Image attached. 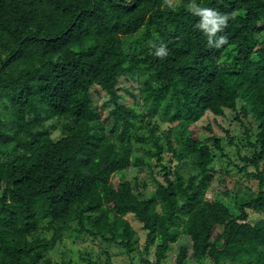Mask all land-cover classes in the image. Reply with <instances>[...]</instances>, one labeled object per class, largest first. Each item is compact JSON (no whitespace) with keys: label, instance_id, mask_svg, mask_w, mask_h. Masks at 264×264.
Masks as SVG:
<instances>
[{"label":"trees","instance_id":"1","mask_svg":"<svg viewBox=\"0 0 264 264\" xmlns=\"http://www.w3.org/2000/svg\"><path fill=\"white\" fill-rule=\"evenodd\" d=\"M193 5L225 24L209 36ZM126 95L143 102V115ZM225 111L250 151L240 170L258 182L236 217L205 198L214 152L224 147L211 126L201 140L195 125ZM154 115L176 122L161 133L172 172L157 126L132 135ZM132 140L149 142L146 153L163 171L150 193L124 178L136 164L154 170L142 157L133 162ZM249 209L264 216V0H0V264H81L51 257L69 230L134 264L138 235L128 216L156 264L173 245L174 264H264V217L249 224Z\"/></svg>","mask_w":264,"mask_h":264},{"label":"rangeland","instance_id":"2","mask_svg":"<svg viewBox=\"0 0 264 264\" xmlns=\"http://www.w3.org/2000/svg\"><path fill=\"white\" fill-rule=\"evenodd\" d=\"M180 0H174L177 3ZM125 49L128 46L124 47ZM121 86L125 85L126 87H131L133 85L132 81H126L124 78L120 79ZM97 92L103 96V93L100 89L95 86L91 90L92 99L96 103H100L102 97H99ZM125 100L128 105L133 107L138 114L143 115L145 113V107L143 102L135 103L134 99L126 95ZM144 122L140 123L137 121V129L133 130V134H139L144 137H147L155 126L158 127L155 135L160 137V141L163 142L164 148L162 153V164L168 168L171 172L173 171L176 161L171 156L168 149L165 147V140L162 132H166L169 127H175L176 122H165L158 115H154L153 117H144L142 118ZM216 121V123L214 122ZM230 113L225 111L224 117H214L210 113H206L205 116L196 122V127L198 128V137L201 140H206L207 137L211 136V134L204 128L209 125L212 127L214 134L221 138L222 146L224 147V154L219 153L218 151L214 152V159L212 161V167L215 171L214 179L206 191V200L209 201H218L222 203L228 210L229 213L236 217L239 214L238 205L243 202H247L250 199L254 198L257 193L258 182L252 179H248V177L240 170V168L244 167L245 163L241 161L240 157L250 155L249 148L247 147L246 142L242 139V135L238 132L239 129L234 127V125L230 124ZM111 123L107 125V130L109 129ZM222 129H229L230 136L234 137L235 140L233 144H229V139L225 135ZM53 135H59V129H55ZM134 153H133V162H135L137 157H142L144 162L148 165L154 167L153 173L150 174V170L144 164H136L133 167V170L124 174V178L129 180L131 183L135 181V179L139 183H145L147 185V192L150 193L156 189V185L153 181L154 178L157 180H161L163 171L160 167L156 166L155 159L149 157L146 153V149H150V143H138L133 142ZM242 145L241 150L237 149V145ZM244 145V146H243ZM254 169L249 166L247 168L248 172L253 171ZM120 180V176L113 175L112 183L117 185ZM247 222L251 225L258 223L263 219V215L257 212H253L250 209L247 210ZM131 226L136 231L138 235V243L135 246L134 250V264H143L145 260L153 259V251L150 252L149 255L145 256V251L143 250L144 240H145V232L143 231L141 225L136 222L131 216H128ZM74 226L75 224H71ZM222 227H216L214 231V235L221 232ZM62 243L56 245L54 250L51 252V257L54 262H60L61 260L67 258H74V260L80 261L81 264H129L130 260L125 256V252L123 250H113L107 249L104 246H101L100 243L94 241L90 237L85 235L77 236L71 230L66 231L61 236ZM151 250H153L151 248ZM176 247L174 245L172 248L167 251L166 259L163 261L165 264H174V259L176 256ZM206 262V263H205ZM204 264H210L208 261H205ZM186 264H195L193 261H188ZM224 264H244L242 261H234V262H225Z\"/></svg>","mask_w":264,"mask_h":264},{"label":"clouds","instance_id":"3","mask_svg":"<svg viewBox=\"0 0 264 264\" xmlns=\"http://www.w3.org/2000/svg\"><path fill=\"white\" fill-rule=\"evenodd\" d=\"M193 11L196 15L201 17L198 27L202 28L209 36L215 34V32L220 29L221 25L225 24L227 19L226 16L220 15L218 12L210 8H202L193 5ZM220 42H225L223 37L220 38ZM155 55H165L163 45L156 49Z\"/></svg>","mask_w":264,"mask_h":264},{"label":"built area","instance_id":"4","mask_svg":"<svg viewBox=\"0 0 264 264\" xmlns=\"http://www.w3.org/2000/svg\"><path fill=\"white\" fill-rule=\"evenodd\" d=\"M147 262H148V264H156V262H155V258H153V259H148Z\"/></svg>","mask_w":264,"mask_h":264}]
</instances>
